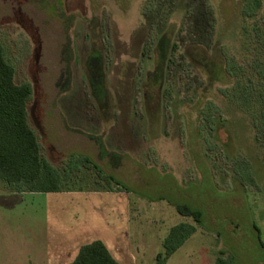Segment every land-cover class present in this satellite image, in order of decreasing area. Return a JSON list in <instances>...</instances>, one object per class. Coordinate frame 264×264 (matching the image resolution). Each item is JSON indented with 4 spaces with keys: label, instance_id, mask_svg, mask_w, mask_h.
<instances>
[{
    "label": "rangeland",
    "instance_id": "rangeland-1",
    "mask_svg": "<svg viewBox=\"0 0 264 264\" xmlns=\"http://www.w3.org/2000/svg\"><path fill=\"white\" fill-rule=\"evenodd\" d=\"M243 2L0 0V43L16 81L32 86L30 124L67 179L62 191L22 194L0 181V264H70L98 239L121 264H158L170 229L197 224L179 203L204 219L165 264H264L254 226L264 240L254 119L264 90L257 83L246 106L237 88L257 81L252 26L264 0L256 19L243 18ZM94 51L103 105L89 81ZM72 156L92 164L77 172Z\"/></svg>",
    "mask_w": 264,
    "mask_h": 264
},
{
    "label": "trees",
    "instance_id": "trees-1",
    "mask_svg": "<svg viewBox=\"0 0 264 264\" xmlns=\"http://www.w3.org/2000/svg\"><path fill=\"white\" fill-rule=\"evenodd\" d=\"M262 2L263 0H244L241 10L243 18L256 19ZM252 30L257 40L258 52L264 55V22L256 20ZM163 44L164 38L160 42L161 46ZM260 54L256 56L254 61L257 81L250 80V85L239 82L237 87L239 90L241 89L239 94L241 102L246 106L251 105L252 99L256 97L257 83L264 90V59L261 58ZM102 63L103 57L97 51L91 53L87 63L89 81L93 93L101 105H103L104 99L108 97ZM67 71L70 76L69 62L67 63ZM15 75V68L7 60L4 47L0 43V181L10 191H62L67 179L64 178L59 169L42 156L38 136L29 121L28 102L32 96V86L29 83H18ZM254 119L257 139H260L261 135L264 136V102L261 109L255 112ZM97 144L100 146L101 155H108L100 138ZM91 164L92 161L88 157L78 156H72L70 162L71 168L77 172L84 166L90 167ZM176 209L183 216L193 217L198 225L204 219L201 209L194 208L187 203L176 204ZM197 224L180 222L170 229L164 240L165 251L157 256L158 264L166 263L167 259L196 232ZM254 226L257 230L258 243L264 247L261 228L256 224ZM70 264L121 263L112 255L106 244L98 239L83 244ZM215 264L234 263L232 257L219 256Z\"/></svg>",
    "mask_w": 264,
    "mask_h": 264
},
{
    "label": "crops",
    "instance_id": "crops-1",
    "mask_svg": "<svg viewBox=\"0 0 264 264\" xmlns=\"http://www.w3.org/2000/svg\"><path fill=\"white\" fill-rule=\"evenodd\" d=\"M8 192H14V193H40V192H31V191H22V192H17V191H8ZM83 244H81L79 247H77V249L79 250V248L82 246ZM117 258V257H116ZM118 260V259H117Z\"/></svg>",
    "mask_w": 264,
    "mask_h": 264
}]
</instances>
